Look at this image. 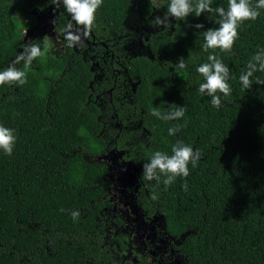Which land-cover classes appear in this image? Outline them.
<instances>
[{"label": "trees", "instance_id": "1", "mask_svg": "<svg viewBox=\"0 0 264 264\" xmlns=\"http://www.w3.org/2000/svg\"><path fill=\"white\" fill-rule=\"evenodd\" d=\"M167 2L103 0L96 11V36L111 42L135 46L134 26L146 28L141 53L125 65L135 85L126 86L123 100L104 107L119 125L105 129L104 137L95 118L100 111L89 104L76 63L63 72L64 63L41 48L43 55L27 69L23 61L16 65L26 71L23 85H0V123L16 135L12 154L0 153V264H114L100 247L107 170L90 160L105 153V146L122 150L121 158L136 167L138 204L162 214L169 234L188 232L177 246L186 264H264V83L258 82L264 71L253 74L248 89L238 79L264 48V8L240 24L230 51L216 50L229 67L232 89L216 109L199 93L202 77L195 67L207 62L202 32L218 26L214 9L226 8L227 0H211L210 13L168 17V26H156L154 18L163 17ZM141 3L149 12L153 7L151 16L141 18L147 16L139 11ZM249 3L255 7L256 0ZM18 8L0 0V70L22 48ZM198 23L201 29L194 27ZM180 58L187 69L170 67ZM181 105L185 113L176 120L150 114L153 107L166 113ZM169 126L179 131L169 136ZM177 140L201 154L196 167L189 164V176L168 185L163 177L159 184L144 181L142 165L151 153L171 154ZM72 210H79V218L71 217Z\"/></svg>", "mask_w": 264, "mask_h": 264}, {"label": "flooded vegetation", "instance_id": "2", "mask_svg": "<svg viewBox=\"0 0 264 264\" xmlns=\"http://www.w3.org/2000/svg\"><path fill=\"white\" fill-rule=\"evenodd\" d=\"M10 2L18 5V10L21 12L17 20L22 29L16 35L22 45L25 42L38 44L43 48V51L64 63L63 72L71 63H76L74 66L80 68L81 74L86 79L87 100L89 104L91 102L100 111L99 115L95 116L100 124L99 134L104 137L105 129L119 127L116 121L114 124L112 123L115 114L107 117L111 111L110 109L105 110L104 107L107 101L110 106H114V100H123L127 93L125 91L126 86L135 85L128 77L125 65L127 62L129 63L130 55L134 54L133 57L141 53L142 39L143 35L146 34V28L138 29L139 27L135 25L132 34L134 35L133 38L137 40L136 45L125 46L116 41L111 42L110 39H103L102 36H96L97 33L93 26L85 33L82 25H76L75 22H72L73 28L71 30L80 35V40L69 46L64 29L70 22V16L62 6L52 5L50 0H10ZM152 9H150L151 13ZM150 12L141 18H146L149 14L151 16ZM119 38L116 37V39ZM116 90H118V95L122 90L124 96H120L121 94L119 96L113 95V91ZM108 149L111 150L112 148L105 146V153H100L95 157L107 154L114 156L122 151H115L113 148L111 150L113 153H109ZM121 153L125 155L123 151ZM121 161L130 160L119 157L116 163L119 164ZM109 164L111 165V162ZM108 165L105 164L107 173ZM107 173L103 177H106ZM137 182L135 177L132 188L127 191L133 192L135 202L143 215L144 225L139 236L132 237L133 226L131 223L126 224L122 213L123 206L120 202H118L120 205L117 209L110 210L113 203L112 194L109 192L112 182L104 181V186L108 185V189L102 200L104 202L106 199L108 204L102 207L100 213L104 228L100 247L114 261V264H186L184 259L178 255L177 246L180 241H176L172 238L174 235L167 232L163 215L158 212L149 213L148 207L145 206L143 209L138 204ZM99 200L101 201V198Z\"/></svg>", "mask_w": 264, "mask_h": 264}, {"label": "clouds", "instance_id": "3", "mask_svg": "<svg viewBox=\"0 0 264 264\" xmlns=\"http://www.w3.org/2000/svg\"><path fill=\"white\" fill-rule=\"evenodd\" d=\"M52 5L62 6L64 11L70 16V22L65 26V36L69 46L80 40V35L73 32V23L82 25L85 33L89 30L96 19V11L103 4V0H50ZM264 8V0H256L253 7L249 0H227V7H216L219 20L218 26L208 28L202 32V49L208 52L207 62H201L196 65L195 71L202 77V82L198 85V91L202 96L210 97V104L213 108L219 109L223 97L230 95L232 89L229 84L231 73L227 64H225L216 54V50L230 51L233 43L238 39L240 24L244 21L255 20L259 15V9ZM213 11L211 0H168L166 12L163 17L154 18L156 26L163 25V28L169 25L168 17L173 19L185 20L189 14L196 17L201 13H210ZM197 29L203 27L202 24L194 26ZM212 51H208V50ZM43 55L41 47L35 43L25 42L21 51L10 62L6 68L0 70V85H23L25 83L26 71L21 70L16 65L23 61V68L27 69L33 59ZM170 64V63H169ZM173 69L181 71L188 68V62L184 58L178 59ZM257 71H264V48L258 49L251 59L241 70L238 79L244 89L252 85L253 74ZM264 83V81H258ZM185 107L176 106L169 112L162 113L157 107L150 110V114L164 121L176 120L184 116ZM179 131L178 126H169L168 135L172 136ZM15 129L6 127L0 123V153L11 155L15 146ZM201 154L194 150L192 146L179 140L171 146V154L163 151H153L149 159L142 165V177L144 181H155L157 184L168 185L175 181L177 177L189 176V164L196 167L200 161ZM151 200L155 201L157 196L151 194ZM71 217L75 220L79 218V210H72Z\"/></svg>", "mask_w": 264, "mask_h": 264}, {"label": "water", "instance_id": "4", "mask_svg": "<svg viewBox=\"0 0 264 264\" xmlns=\"http://www.w3.org/2000/svg\"><path fill=\"white\" fill-rule=\"evenodd\" d=\"M121 152L118 154L116 153V155L114 156L113 154H111L110 156L109 154L100 155L99 157L90 156V160L93 162L97 161L99 163H105L107 165L111 162V165H108L107 176L104 177L105 182H112V187L109 192L112 194L111 200L113 201V203L110 210L117 209L121 204V206H123L122 213L124 215V219L126 220V224L131 223L133 226L134 231L131 236H139V233L144 225L143 215L135 202L133 192L127 191L133 186L132 184L136 177L137 169L131 161H121L119 164L116 163V160L119 159V157H122L123 153ZM109 153L113 152L110 151ZM118 202H120V204ZM187 234L188 232H185L179 237L173 236L172 238H174L176 241L179 240V245L184 240V237Z\"/></svg>", "mask_w": 264, "mask_h": 264}, {"label": "rangeland", "instance_id": "5", "mask_svg": "<svg viewBox=\"0 0 264 264\" xmlns=\"http://www.w3.org/2000/svg\"><path fill=\"white\" fill-rule=\"evenodd\" d=\"M153 4L155 5H159L161 4L164 0H151ZM143 3L139 4L138 8H139V11L142 13V14H148V8L145 6V5H142Z\"/></svg>", "mask_w": 264, "mask_h": 264}]
</instances>
